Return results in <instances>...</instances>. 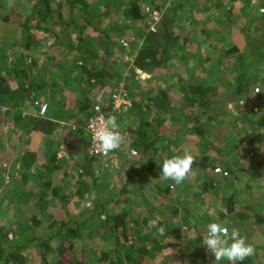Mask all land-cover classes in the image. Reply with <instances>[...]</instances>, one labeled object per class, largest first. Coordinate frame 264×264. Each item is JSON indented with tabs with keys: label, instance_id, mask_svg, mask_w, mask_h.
I'll use <instances>...</instances> for the list:
<instances>
[{
	"label": "trees",
	"instance_id": "obj_1",
	"mask_svg": "<svg viewBox=\"0 0 264 264\" xmlns=\"http://www.w3.org/2000/svg\"><path fill=\"white\" fill-rule=\"evenodd\" d=\"M11 1V0H9ZM15 4L14 18L11 20L10 15H6L3 18L4 22H14L19 25L26 31L27 36L29 32L32 33V29L42 30L46 32H52L54 35V30L52 27L61 26L65 31L70 30L72 28L73 32L78 34V39L76 44L72 42L69 44H65L68 46L69 51L75 53V58L73 59V63L68 66H61L59 61L55 64L56 68L60 66L65 73L72 74L75 72V68L78 70V75L81 76L82 83H80L79 91L81 95L88 94L89 89L96 87H105L108 89H115L117 91L120 90L119 87H115L118 85V81L114 82V78L116 75L114 71H107L106 68L102 67L97 68L95 64L96 59H100V61L110 59L108 58L112 53L113 45L115 42L112 40V36H110L109 28L100 29V21L103 16L106 14H110L111 6L108 7L103 3L102 0L91 1V0H57L58 8L55 6V0H35V1H23V0H13ZM119 1V0H117ZM127 1V7L124 10L125 16L129 18L132 22H140L145 18L144 12L142 10L143 4H150L152 6H156L158 8H163L164 3L158 2V0H121ZM116 2V1H115ZM7 3V2H6ZM33 3V5H32ZM29 4V6H28ZM104 4L105 10L100 9V5ZM4 3L0 0V7H3ZM63 5L66 8L71 9L73 11V15L67 20L70 21L68 23L63 22V18L61 16V10ZM27 7H33L38 16L37 23L34 26L30 25L29 21L31 18V13H29V20H24L20 17L23 11ZM171 7L172 17H169L168 14L164 15L161 22L158 24L157 31H147L143 38V43L140 46L137 55L133 60L132 72L136 75L134 77L140 78L141 80L137 82L140 85L142 80L145 81V85H149L151 79L155 78L154 71H158L161 68H167V64L170 60L175 56L176 48H182V45L185 44L192 37L197 38L199 34L195 31L194 21H192V32L191 34H181L184 31V28L181 27L178 13L180 10H184L186 15L190 18L192 17V10L188 7V3L186 0H181L177 3H173ZM77 15H76V13ZM58 13V14H57ZM170 13V12H169ZM56 16L59 18V21H55ZM95 16V18H94ZM178 20V21H177ZM53 21V24L49 26L48 24ZM62 21V22H61ZM61 22V23H60ZM58 28V27H57ZM178 30V31H177ZM101 32V39L103 40V49L104 56L99 54L96 45L100 40L99 33ZM203 35H206L203 38L205 43H208L207 36H210V32L208 30L203 31ZM32 35V34H31ZM123 33L118 31L117 36H122ZM184 35L182 39L181 36ZM56 37L59 38L58 34ZM219 40H223L224 37L217 36ZM28 43L32 45L34 43V36H30ZM201 37H199V40ZM202 41V42H203ZM16 42V41H15ZM218 43V40H217ZM210 47L214 46L213 44H209ZM237 47H231L228 49H223L222 56L230 57V60L236 52ZM243 56H237V60L242 58ZM77 58L76 62L74 61ZM84 60L82 62V66L79 68V60ZM53 62H57L55 60L51 61L50 69H54ZM114 61L110 60V63ZM33 63H36L34 60ZM84 63V64H83ZM139 71V72H138ZM256 70L252 68L253 74ZM63 74V73H62ZM61 74V76H62ZM150 74V77L142 75ZM249 71L247 70V75H249ZM6 76H8V79ZM61 76L52 75L53 78L60 79ZM50 79L46 77V73L40 76V74H32L31 71L25 70L24 68L14 71L12 74L8 73L2 74L0 78V101L1 105L7 107L8 114L13 115V125L16 129L21 131L20 140L23 139V135H30L32 133H43L45 135H52L58 127V122L54 116L49 117L48 115L51 107L55 105V100L53 94L49 95L47 89L48 87L53 88V85L50 84ZM179 79L176 80V82ZM252 81V80H251ZM16 84V88L13 89L11 83ZM175 82V83H176ZM179 83V82H177ZM236 84V85H235ZM235 93L233 97H236L237 100H241L243 96L248 98L249 100H245L249 104H247V111H252L251 108L256 105H262V100L255 99L253 101V97L256 94H253L252 88L259 87L258 83L255 79L253 82H249L246 79V74L243 71V74L239 75L235 82ZM50 85V86H49ZM174 85V84H172ZM181 85V84H179ZM149 87V86H148ZM172 87V86H171ZM119 88V89H116ZM128 87H125L124 90H121L123 93H126L133 101V108L131 111L138 110L139 114L141 113L140 126L137 125L134 128H129L128 132L133 136V145L139 151V157L137 162L139 166H136L133 163L130 169L124 170L125 179L119 184H114L116 186L115 190L110 189L108 192L107 198H102L99 196L103 195L106 190H104L100 185L104 181H100V177L105 176V174H109L111 169H106L102 162L95 160L89 152L84 154V160L81 164V169L84 171L85 175L90 176L94 179L95 185H89L85 190H81L80 188L72 191H65L63 189L62 184L58 187H53L51 182V175L55 170L58 169H70L68 165L65 167L63 164H60L62 160H60L57 156L56 152L52 153H42L40 151H34L29 149L28 147H18L17 154L13 158L10 153V159H14L12 162H7L4 164V170H10L12 174L13 172H19V175L22 176L23 180H29L28 172L32 170H36L39 176L40 174L45 175L44 183L46 186L44 187H34V194L36 196V190L39 189V200L37 203L32 200V204L36 203V207L40 209V217L33 216L31 218V223H27L25 228L21 232V228H18V232L15 233V240L9 239L10 228L7 225L0 226V264H27L26 258V250H33L32 252L37 258L38 264H158L155 262V259L159 254L168 255L170 253L175 252V248H178L182 252V256L187 260H192V264H217L215 261V257L213 254L209 253L206 249V246L202 244L203 234L200 233L198 229L202 225V221L198 218L197 214L192 215L189 209V206L182 199L172 198L175 194H181L185 191L181 187L180 192L177 193L176 190L181 185L174 184L173 181H170L166 186H163L164 180L160 178V171L165 160L163 155L164 152L168 149V146L164 147L162 144L163 140H167L169 145L177 144V135L178 132H174L173 135L161 137L158 129H156L152 123L149 122L148 117L149 113L152 109H156L160 111L165 109L164 100H168L169 95V86L165 84H161L158 87L157 93L149 96V93L146 92L144 96L139 100H135L131 94L128 92ZM196 87H189L188 89H184L183 93L187 96L185 97L186 101L181 116H182V126L190 133H194L205 140L206 135L211 132L210 128L212 124L211 117L213 116L212 104L213 101L211 97L207 98L206 93L209 90H201L196 91ZM147 91V90H146ZM51 93V92H50ZM200 94L202 96H200ZM42 96V97H41ZM210 96V94H208ZM241 96V99H238ZM33 99L43 98L44 102L48 105V111L45 116H39V107H34L35 114H25L24 111L27 108V104H29V100L34 104ZM217 99V98H216ZM228 100V99H227ZM83 101V105L80 106L78 119L77 121L81 124L84 123V112L88 110L93 103V99L89 98ZM142 103H145V107L142 108ZM31 104V103H30ZM204 109V120L202 119V114H196L195 110ZM92 108V107H91ZM189 108H193L195 110H190ZM111 108L106 107L105 111L109 113ZM232 112V111H231ZM233 114V112H232ZM219 115V114H218ZM216 115V117L218 116ZM264 122V118L262 119V123ZM223 123L221 124V127ZM189 128L191 130H189ZM71 129V128H70ZM222 128L219 129L220 133ZM84 131V130H81ZM80 131V132H81ZM184 131V130H182ZM77 133V132H74ZM172 136V139L170 137ZM154 140H159L158 142H154ZM56 141H51L50 145L47 144L50 148L58 145ZM46 145V147H47ZM22 148V150H21ZM154 152L153 157H148L150 152ZM156 157H160L159 161L155 160ZM172 157V156H170ZM40 163V166L36 167V164ZM210 163H213L212 165ZM10 165V166H9ZM12 166V167H11ZM68 166V167H67ZM224 166L226 170L229 171V175L234 172L233 163L225 162ZM200 167L202 169L212 168L215 170L216 168H221L218 162H210L208 159H203L200 162L194 160L192 168ZM122 168L121 170H123ZM1 170V168H0ZM110 170V171H109ZM102 171V172H101ZM2 172V170H1ZM10 172L8 175L11 176ZM66 173V172H64ZM103 173V174H102ZM101 174V176H99ZM17 177V176H16ZM259 180L264 181V172L262 171L260 175L257 176ZM18 178V177H17ZM4 179V176H3ZM9 179V178H8ZM62 181H64L63 175L61 176ZM228 179V178H227ZM108 184H111L108 180H106ZM155 181V182H153ZM148 183L149 192L145 195L146 205L143 203H137L131 198L129 188L134 185H137L139 189L144 192V187L141 184ZM141 185V186H140ZM87 186V185H86ZM264 190V182L260 185ZM1 187V183H0ZM214 190V186H211ZM221 186H216V189H220ZM250 190H254L252 185L248 186ZM177 188V189H176ZM114 189V188H113ZM26 190V189H25ZM7 192V191H6ZM26 196L28 194L32 195V192H26ZM88 193L92 196H98V201L94 202L92 208L90 209L89 215L88 212L85 211V215L87 214L89 217L86 218L85 221L79 220L69 215L67 220H53L54 214L56 215V211L54 210L57 205H60L61 208L67 209L72 198H79L80 200H89ZM153 196H148V195ZM18 197V196H17ZM261 197V196H260ZM227 198L229 208L231 212L227 214V219H230V222L233 218H237L241 221L242 227L240 228V233L242 236H245L249 243H251L255 248V255L246 259L242 262V264H264L260 262L262 258H264V247H256L255 238L251 237L250 229L248 224L243 225L244 220L251 219V214L245 215L243 212H237L238 206L243 205L249 209H256L255 215L253 214V219L250 222L251 224L254 221V227L258 229V227L264 225V208L258 206L259 198L253 196V201L251 203H238L236 201V196L234 194L225 195ZM256 198V200H254ZM4 196L0 195V206L3 202ZM20 205L24 204L23 197H18ZM10 204H13L11 202ZM79 205V204H78ZM115 205H120L119 210L116 211L114 209ZM129 206H133V211L138 207L139 209L136 211L137 213L131 214L133 212H129ZM142 206H146L144 213L149 209L153 210V213L149 212V218L140 217L143 211L140 213V210L143 209ZM51 207H54L51 209ZM240 208V207H239ZM59 209V208H58ZM260 209V210H259ZM185 211L186 214H182L179 216L177 221H167L165 222L161 216L165 215V212H172L178 214L179 212ZM171 213V214H172ZM238 213V215H237ZM86 215V216H87ZM156 217H159V221H157L160 227L165 229V235L159 236L156 235V229H148L147 224L150 220H154ZM98 223V226L94 230H90L87 228V222ZM210 221V216L206 217L205 222ZM222 222V221H220ZM229 224V223H228ZM43 226L41 229L43 230L42 235H35L38 233L36 231V227ZM228 226V225H227ZM88 229V230H86ZM186 229V230H185ZM83 230H86L87 238L92 239L97 237L98 239H108L109 241H113L114 246L112 249H108L102 251L100 256L98 257V262H91L87 255L84 254L85 251L83 248H80L79 242H84V234ZM190 231H194L197 235L194 238L196 243L195 250L191 255H188L187 250L184 247H179V243L177 240L181 239L183 233H187ZM34 234V235H33ZM26 236V237H24ZM54 239L61 240V244L58 248L54 247L52 241ZM87 245V244H86ZM56 251V256H51V253ZM53 254V253H52ZM196 257H194V256ZM261 258V259H259ZM228 262V261H227ZM174 264H178L180 262H173ZM159 264H167L166 262H161ZM189 264V263H188ZM191 264V263H190ZM219 264H226V260H221ZM229 264V262H228Z\"/></svg>",
	"mask_w": 264,
	"mask_h": 264
},
{
	"label": "rangeland",
	"instance_id": "obj_2",
	"mask_svg": "<svg viewBox=\"0 0 264 264\" xmlns=\"http://www.w3.org/2000/svg\"><path fill=\"white\" fill-rule=\"evenodd\" d=\"M2 1L4 5L3 7H0V20H3L4 16L6 15H10V11H13V9L15 8V4H16L14 3L13 0L11 1L2 0ZM25 1L33 2L35 0H25ZM93 1H97V0H93ZM102 1L108 7L111 6V11H110V14H106L105 16L102 17L99 23L100 25L99 28L103 29L106 27V25H108L107 28H109L110 36H112V40H114L113 42H115V44L113 45V48L116 49L113 51L112 56L110 55L108 58H110L111 60H115V61L110 63V59H106L103 61L98 60L95 64L97 65V68L101 69L102 67H104L106 68L107 71L111 69L112 71H114V74L116 75V78H114V82L118 81L117 83L118 85H116L115 87H119L120 88L119 91L121 90L125 91L124 88L128 87L129 88L128 92L131 94L133 98H136L135 100L141 99L144 96V94L148 92L144 89L145 87H148V86H143L145 85L144 80H142L141 82V83H144L143 85L138 84L137 82H139L141 79L138 78V76L134 77V75L136 74H134L131 69L133 66V60L135 56L137 55L138 47L142 45L144 35L147 32L146 31L147 30L146 18L136 23L132 22L129 18H127L124 13L125 8L127 7V1H121V0L119 1L102 0ZM218 1L220 0H186V3H188V7L193 9L192 17L190 18L195 19L194 25L196 26L195 31L199 34L198 37H201V41H203V38H205L206 36V35H203L204 34L203 31L205 27V30H208L210 32V36H207V40L209 44H213L217 42V40L218 42L220 41L217 35L221 37H225L228 29L230 27L235 26L238 28L239 33L238 32L236 33V31H232V32L236 33V36L239 38L240 42H243L242 36H245V40H247L248 42L249 41L252 42V44L254 43L255 49L252 45V48L249 49L248 51L252 54L251 58H254V60L257 61L260 58V55L264 54V48H263L262 41H260V34L258 33L260 31L256 32L254 30V26H258V22H256L257 17H258L256 13V9L250 8V6H247L249 9L244 8V9H241V11H239L240 6L242 5L241 2H240L241 5L237 4V5H240L239 7L235 5L231 7L230 5V8L226 9L224 8L226 1L223 6L221 3H220L221 5H219ZM230 1L232 2L234 0H230ZM243 1L246 2V0H243ZM54 2H55L56 8H58L57 0H55ZM160 2L165 3V0H160ZM104 4L100 5V9L103 11L105 10ZM5 5L7 6L5 7ZM218 5H219V11H217ZM7 9H9V12L5 13ZM32 9L33 7H29V13H31V18H30L29 23L30 25L34 26V24H36L35 22L37 21L38 16L34 10L32 11ZM164 9H165L164 15L168 14L169 17H172L173 15L172 10L174 9L171 7V5ZM214 9H215V12L212 11ZM213 13H215L216 15H214ZM73 14L74 13L73 11H71V9H68L66 8L65 5H63V8L61 10V16L64 19L63 22L65 21L66 23L70 22L67 20ZM177 16L180 17L179 21H180L181 27L184 28V31H182L181 34H185L187 32L190 35L193 29L191 26L192 20H189V17L186 15L184 10L182 11L180 10ZM57 17L58 16H56L55 21H59V18ZM22 18L25 20L27 17L23 16ZM200 20H203L202 22H205V23L203 25L200 24ZM196 21H199V23L197 22L196 24ZM52 24H53V21H51L48 25L51 26ZM61 27L62 25L52 27V30H54L55 35L52 32L42 33L36 29H32V31L34 32L37 31L38 36H39V38H35L33 40L34 43L32 45L28 44L31 41V39L29 40V42L27 39H29L30 36L34 35V33L29 32L28 37H27V34H24L23 39H22V43L28 42L27 43L28 45L26 44L27 45L26 48L22 47L23 45L21 44L22 46L12 45L13 46L12 48L0 49V72H3V74L7 75L8 73L12 74L14 71L17 72L18 70L24 68L25 70L28 69V71H31L32 74H40L41 76L43 75V73H47V70H50L51 61L53 60L57 61V62H53V65H54L53 67H55L54 69H56L55 64H57L58 61L68 60V62L70 63L73 62V59L75 58L76 55L74 52L69 51L68 46L65 44H69L71 42L73 44H76L77 39H78V34L76 32H73L72 28H70V30L65 31V29L63 30V28ZM214 28H216L218 32L215 31ZM212 30H214L215 32ZM118 31H121L123 33L121 37L117 36ZM5 33L7 35L6 38L11 39L10 34L13 32L11 31L9 32L8 29L5 28ZM56 34H58L59 38L56 37ZM133 38L135 39L133 41H130L128 47H124L122 45L121 39L131 40ZM201 41L200 40L198 41L197 45L199 46V49L197 50V52L202 51L203 52L202 54L207 53L209 54V56L217 55L218 50H210L209 48H207L209 44L205 43L204 41L202 44H199V42ZM222 41L224 42V39ZM192 42L189 43V46ZM97 44L99 45L98 52L104 56L105 51L103 49L102 39H100ZM175 52L176 54L173 58L177 57L176 59L178 60V58L182 57V53H183L182 49L176 48ZM123 54H125V56ZM251 54H248V55H251ZM34 60L36 61V63H33ZM76 60L77 58L74 61L76 62ZM78 60L79 61L77 63H79L78 65L79 67H81L82 62H84V60H80V59ZM245 62L246 61H241L240 64L245 65L246 64ZM252 65L255 66V68L258 67L257 63L252 64ZM173 70L174 69H172V71ZM53 73H54V70L51 71V74ZM118 76H120V78L122 79H118ZM145 76H147V74L142 75L143 78ZM6 77L8 78V76ZM46 77L48 79L53 78L52 75H49V74H47ZM246 77L247 79H249L250 83L253 82L252 77L250 78L249 75H247ZM174 79L175 78H172L170 79V81L175 82ZM256 81L258 83L264 82L260 78H257ZM181 82L182 81H180V83ZM15 85L16 84H13L14 87ZM258 86L260 87L261 91L260 93H257L256 95H254L253 101H255V99L260 98L262 95L261 85L258 84ZM119 88H116V89H119ZM109 91L117 92V90L115 89H111ZM228 98H232V97L226 96V94H223L222 96H220L219 104H218L220 108H222L223 107L222 105L224 104L225 106L227 105L226 100ZM233 99L236 100V103H239V104L240 103L242 104L245 103L244 105L249 104L248 102L245 101V100H249L248 98H245V96H243L242 98L243 101L241 100L237 101L236 98H233ZM32 100L34 101L33 98ZM234 100H231V102L233 103ZM56 102H57V99L55 103ZM260 104L264 105V102ZM28 106L36 107L34 104H32L30 100H29ZM51 108H54V106ZM143 108H144V105L142 106L140 110H142ZM225 109H227V107H223L222 110H225ZM3 112L4 111L1 112V117H0V165L2 166V167L0 166V168H2V170H4V164L6 162H9V161L12 162L14 160V159H10L9 154L10 153L12 154L11 156L12 158L16 156L18 152L17 151L18 147H22V148L28 147L29 149L34 150V151H36L38 148L42 150L45 149L47 153L56 152L57 154L59 151H61V148L58 145L54 147L52 146L51 148L47 145V144L50 145L51 141H56L57 143H59V140H36L31 135H29V137L28 135H23L24 140H20L19 138L22 133L20 130L14 127L13 115L8 114L7 116V114H3ZM5 112L8 113V109H6ZM25 114H35V109L34 110L32 109L31 111H29V109H25L24 115ZM119 116H120V120H119V117L116 115L118 119V123H120L119 124L120 129H122V127L125 125H127V127L132 129L138 125L140 120H142L141 113L139 114L138 110L130 111L128 114L119 115ZM225 116H227V114H225ZM225 116L223 115V117ZM85 117L86 116H84V118ZM76 123H79V122H76ZM239 127L241 126L238 124V128ZM128 130L129 129H127V131ZM66 132L70 134H77L71 131V129ZM79 133H83V132H79ZM218 136L216 135L214 137H218ZM222 137L223 136L220 135V139ZM235 137H237V135H235ZM67 139L68 138H66V140ZM170 139H172V137H170ZM75 149H77L78 151H76ZM68 154H70L69 157H66ZM62 156L64 157L60 159L62 160L60 164H63L64 167L68 165L70 169L63 170L62 168V169L55 170V172L52 173L51 182H52L53 187H58L62 184L63 189H65V191L67 192V191H72V188H74L73 190L80 188L81 190L86 191L89 185L90 186L95 185L94 179L90 176L85 175L84 171L81 169V164L84 160V152L82 151V149L80 148L78 149L77 146L75 145V147L69 148V153H66V152L62 153ZM125 159L127 158L125 157ZM231 162L233 163V168H234V174H232L231 176L230 175L229 176L220 175L216 173L214 170H213V173H211L212 170L210 168L205 169V170L201 169L200 167L193 168V174L189 177V179L185 180L179 186L178 189L176 188L177 193L180 192L181 187L183 188L185 192L181 194H175L172 197V198L175 197L177 199H182L183 201H186L185 203L189 206V209L192 215L198 213L197 216L202 221V225L198 229L200 230V233L203 235L206 233L207 225L211 222H220V221L227 222V225L230 230L231 228H237L240 230V228L242 227V223L239 219L233 218L232 221L230 222V219L226 218L228 216L227 214H229L231 210L229 208L228 201H227V198H225V195L234 194L236 196V201L238 203H245V204L246 202L251 203V201H253V196H255L259 198L258 206L259 207L262 206L264 208V193H263L264 191H260L258 188L264 181L259 180L257 176H254L256 174L257 175L261 174V171L255 172L254 161L249 162V160H246V161L236 160V161H231ZM128 165L131 167L130 164ZM248 165H249V168H248ZM38 166H40V163L36 164V167ZM221 168L223 170H226L223 167ZM122 171L121 169L111 170L109 174H105V176L103 177L101 176V174H99V176H101L100 181L101 182L104 181L100 186L104 190H106L105 192H103L104 193L103 195L99 196V198L102 197L106 199L107 196H109L108 191L110 189L115 190L116 186L114 184H119L121 180L123 181V179H125L123 173H121ZM8 172H9L8 170H6L4 173L2 171V174H1L2 179L0 182L1 183L0 194L1 196H4V199H3V203L1 204L0 213L2 212L4 213L5 211L4 208H6V215H3L2 213V215L0 216V226L7 225L10 228L9 239L15 240V233L16 231L17 232L19 231L18 230L19 227L21 228V232H22V230L25 228L27 223H31L30 221L33 216L40 217L41 215L40 209L36 207V203L32 204V200L34 202H37V197L39 196L38 194L39 189L36 190V196H35L33 186L35 188L46 186L44 183L45 175L42 176L43 174H40L41 176H39L36 170L34 169L28 172L29 180L22 181V176H20L21 174L19 175V172H13L12 170V174L10 172L11 176L8 175ZM62 175L64 177V181H62L61 179ZM3 176H4V179H3ZM7 176H9V179L7 178ZM106 180H108L111 184H108ZM163 182H164L163 186H166L170 181H163ZM211 183L214 185V190L212 189L211 186H209V184ZM248 184H252V187L254 189L257 188V190H252V189L250 190V188L247 186ZM141 185L142 187H144V189H146L144 190L143 193L139 189L138 186L137 188H134V186L133 187L131 186L128 190L130 192L131 198H133L135 202L137 203L141 202L146 205L145 195L149 192L147 189H149L150 187L148 183H144ZM218 185L221 186L219 190L216 189V186ZM7 189L10 190L8 191V193L5 192V190ZM24 191L32 192V195L28 196L27 194L26 196V193ZM14 196H16L17 199L13 198ZM17 196L23 197L24 205L22 206V205L16 204L14 205V207H10L9 206L10 203L8 204V202H10L12 198L14 201H16V203H18L19 199ZM88 196L89 198L91 197L92 198L89 200H80L79 198H72L71 203L68 205L67 209L61 208L60 205H57V207L54 209L56 211L57 218L59 220H67L70 215L74 218L79 219L80 221L81 220L85 221L86 218L90 216L89 212H90V209L92 208L93 203L98 201V196H92L90 195V193H88ZM148 196L151 197L153 195L149 194ZM78 199L80 202L77 201ZM254 200H256V198ZM75 202H78L79 206L75 207L76 205ZM6 204H8L7 207H5ZM142 207L143 209L140 210V213L142 211L143 213L139 216L144 217V218L146 217L149 218L150 217L149 212L153 213V210L149 209L147 212L144 213L147 207L146 206H142ZM51 209L53 208L51 207ZM114 209L118 211L119 205H115ZM138 209L139 208L137 207L133 211V206H129L128 208L129 212L130 211L133 212L131 214L137 213L136 211ZM85 211L88 212L89 216L87 214H86L87 216L85 215ZM238 211L240 213L243 212V214L245 215L248 214V216L249 214H251L252 216L251 219L249 218V220H244L243 225H246V224L250 225L249 231L252 234L251 237L255 238L254 241H255L256 247H259V249L261 247H264V225L261 227L259 226L258 229H256L254 227V224H255L254 221L252 224L250 223L254 217L253 214L255 215L257 210L256 209L252 210V209L246 208L243 205H240L238 206L237 212ZM171 213H172L171 211L170 212L166 211L165 215L161 216V218L165 222L167 221L174 222V221H177L179 216H181L182 214H186V212L185 211L183 212V210L182 212H179L178 214H175V212L172 214ZM209 216H210V221L205 222L206 217H209ZM86 226L90 231V230H94L98 226V223L96 222L91 223L90 221H88ZM42 227L43 226L36 227V231L38 230L37 231L38 233H35V235L39 236L43 234V230L41 229ZM86 230H83L84 242L83 241L79 242L80 245L78 246L80 248H83V250L85 251L84 254L87 255L88 259L91 262L97 263L100 253L102 251L112 249L114 246V243L113 241H109L108 239H100V238L98 239L97 237L87 240L88 236L86 234ZM196 236L197 235L194 233V231H190L187 233H183L181 236V239L177 240L180 248L185 246V250H187L188 255H191L193 251L196 249L195 245L197 241L196 242L194 241V238ZM52 244L54 247L58 248V246L61 244V240L54 239L52 241ZM32 251L26 250L27 264H38L37 258ZM52 253H51V256L53 257L56 256L57 254L56 251H53ZM155 262L158 264L161 262H166L167 264H174L173 262H177V263L180 262L178 264H188V263L192 264V262L194 261L185 259L182 256V252L178 248H175L174 253H170L168 255L159 254L158 257L155 259ZM260 262L264 263V258H262ZM226 264H228L227 261H226Z\"/></svg>",
	"mask_w": 264,
	"mask_h": 264
},
{
	"label": "crops",
	"instance_id": "obj_3",
	"mask_svg": "<svg viewBox=\"0 0 264 264\" xmlns=\"http://www.w3.org/2000/svg\"><path fill=\"white\" fill-rule=\"evenodd\" d=\"M225 1H226V4L224 5ZM240 2L242 3V5L240 4ZM220 3L222 4V6L224 5V8L226 9L230 8V5L231 7L234 5L239 7L241 5L239 8V11H241V9H244V8L249 9L247 6H250V8L256 9V13L258 16L256 22H258V26H254V30L256 32L260 31L258 33L260 34V41H262L263 48H264V0H259L258 3L255 5L251 2V0H246V2L243 0H234L232 2L230 0H220L218 1V4L221 5ZM237 4H240V5H237ZM219 5L217 6L218 7L217 11H219ZM6 6L7 5H5V7ZM260 8H263L261 12H259ZM212 11L215 12V9ZM8 12H9V9H7L5 13H8ZM213 14L216 15L215 13ZM14 16H15L14 11H10L11 20L14 18ZM23 16H26L27 18H29V7H27L23 11L20 17H23ZM27 18L25 20H27ZM189 20H192V21L194 20V23H195V19L189 18ZM202 21L203 20H200V24L203 25L205 22H202ZM197 22L199 23V21H196V24ZM35 23H37V21ZM107 26L108 25H106L105 28L108 30ZM5 28H7L9 32L11 31L14 33V34L13 33L10 34L11 39L6 38L7 35L5 33ZM214 30L217 31L216 28H214ZM38 31L42 33H47L46 31H42V30H38ZM232 31H236V33L237 32L239 33V30L237 27L235 26L230 27L226 33V36L223 38L224 42L222 40H220L218 43L215 42L213 43L214 46H212V48L210 47V45H208L207 48H209L210 50H218L216 56L214 55L209 56V54L207 53L202 54L203 53L202 51L197 52V50L199 49V46L197 45L199 41V37L198 36L197 38L192 37L191 39H189L186 45L185 44L182 45V48H183L182 57L178 58V60L176 59L177 57L172 58L170 62L167 64V68H161L158 71H154L155 78L153 80L151 79L149 85H147L149 87H145V88L143 87L145 90L148 91L149 96H152L153 94L157 93L156 91L158 90V87L161 84H165L169 86L168 100L163 101L165 109H162L160 111L157 110L156 112V109L154 108L150 111L149 117H148L149 122L152 123V125L156 129H158L161 137L173 135L174 132L179 131L177 135V140H176L177 144L169 145L167 140L162 141V144L164 147L168 146V149L164 152V155H163L164 159L171 158L170 156L173 157L175 155H183L185 149H187L194 156V160L199 161V162L203 159H208L210 162H214V163L218 162L219 166L225 168L224 166L225 162L236 161V160L237 161L249 160V162L254 161L255 172L264 171V123H262V119L255 116L252 113V111H249V112L247 111V108H246L247 105H244L245 103L239 104V103H236V100L233 99V98H236V97H233V96H236L234 95L235 89H236L235 82L238 76L243 74V71L245 72L247 76V70H248L250 73L249 76L250 78L252 77L253 80L254 79L257 80V78H260L261 80L264 81V54L260 55V58L257 61H255L254 58H251L252 54L248 51L249 49L252 48V45L255 49L254 43L252 44V42L250 41L248 42L247 40H245V36H242L243 42H240L239 38L236 36V33H233ZM32 32L34 33L33 35L34 39L39 38L37 31L36 32L32 31ZM98 33L100 34V39H101V36H102L101 32H98ZM24 34H27V33L21 27V25L14 23V22L8 23V22H4L3 20H0V49H8V48H12L13 47L12 45L19 46L21 44L23 45V46L21 45L22 47L26 48L28 45L27 43L29 41L22 43ZM185 34H188V33L186 32ZM181 38L183 39L184 35H182ZM190 42H192L190 44L191 47L189 46ZM202 43H203L202 41L199 42V44H202ZM98 46L99 45L97 44L96 45L97 49L99 48ZM231 47H237V50L236 52H234V54L231 55L233 57L230 60V57H228V59L226 57H223L222 53H223V49H228ZM139 48L140 47H138V50ZM114 50L116 49L113 48L112 53L109 55L112 56ZM248 54H251V55H248ZM101 55L102 54H100V56ZM123 55L125 56V54ZM241 55L243 57L237 60V56H241ZM248 57H250L251 60ZM96 61H98V59H96ZM111 61H115V60H111ZM241 61H246L245 62L246 64L241 65L240 64ZM71 63L68 62V60L59 61V64L61 66H65V65L68 66V65H71ZM256 63L258 64V67L255 68V66H253L252 64H256ZM77 68L78 67L75 68L74 73L69 74V75L68 73L64 74V72L62 71L63 69L60 66H58L56 69L47 70L46 76L47 74L49 75L55 74L56 76L59 77L63 73L61 76V82H60V79L51 78L49 83L53 85V88L48 87L47 89L48 91L51 92V93L49 92V95L53 94L54 99H57V102L55 103L54 108H49L50 111L48 115H50L49 117L54 116L56 118L58 122V127L52 135H45L40 132L30 134L36 140H59L58 146L61 148V151H59L57 154L59 159H62V157H64L62 156V153H65V152L69 153V148L75 147V145L77 146L78 149L79 148L82 149L85 155L87 152H89V137L87 133H85V131H81L83 133L77 132V134H70L66 132L70 130V126L73 123L78 122L77 119H78L79 109H80V106L84 104L82 101L87 102L86 100L88 99V97L92 98L94 101L93 93L95 89L93 90V88L92 89L90 88L88 94H85V93L84 95L80 94L79 86H80V83H82L84 80L82 81L83 78L78 75ZM252 68L256 70L254 74L252 72ZM172 69L174 70L172 71ZM52 70H54L53 74H51ZM2 74L3 72H0V78L2 77ZM147 77H150V74H147ZM172 78H175L174 79L175 82L177 79H179L177 81L179 83L170 81V79ZM118 79H122V78L118 76ZM180 81H182L183 83L182 82L180 83ZM11 85L13 89L16 88V86L15 87L13 86V82L11 83ZM189 87L198 88L196 89V91L198 92L200 91L199 89L203 91L208 89L209 93L207 91L206 97L207 98L211 97V99L214 98L212 99L213 101V104H212L213 116L211 117V120H212L211 127L212 128H210L211 132L210 134L208 133L206 135L205 140H203L201 137L197 135H194V133H190V131H187L186 129L180 130L181 127L184 128L182 126L183 122H182L181 113L183 111L182 108H184L183 106L186 103V101H183V100H185V97L187 96L185 93H183V90L188 89ZM261 88H262V95L258 99L264 102V82L261 83ZM208 94H210V96H208ZM223 94H226V96L232 97L226 100L227 101L226 106L225 104L222 105L223 107H227V109L225 110H222L223 107L220 108L218 105L219 98ZM200 96L202 95L200 94ZM238 99H241V96ZM231 100H234V102L232 103ZM241 101H243V99H241ZM92 104L93 103H91V106L88 108V110L84 112L83 116H86L85 118H87L90 115ZM142 105H144L145 107V103H142ZM6 109L7 107H3L0 101V117H1L2 111H4L3 114H6L5 112ZM26 109H29V111H31L32 109L34 110V107L27 106ZM189 109L195 110L193 108H189ZM131 110L132 108L127 113H121V114H115V115H117L120 120L119 115L128 114ZM231 111L233 112V114ZM195 112L196 114L201 113L202 119L204 120L203 118L204 109H201V107L200 109L196 108ZM225 114H227V116H225ZM216 115L218 116L216 117ZM223 115L225 117H223ZM222 123H223V126L221 127ZM238 124L241 127L238 128ZM138 125L140 126V122L138 123ZM220 128H222L221 133L219 131ZM122 129H129V127L125 125L122 127ZM189 130L191 129L189 128ZM216 135L217 136L219 135V136L214 137ZM220 135L223 136L221 139H220ZM235 135H237V137H235ZM66 138H68L69 140L68 139L66 140ZM158 141L159 140H154L155 143ZM132 146L134 145L132 144ZM38 149L36 150L35 148L36 151H40L42 153L46 152L45 149L43 150L42 149L38 150ZM75 150L78 151L77 149ZM154 154L155 153L152 151L148 154V157H153ZM69 155L70 154H68L66 157H69ZM160 159H161L160 157H156L155 160L159 161ZM137 160H138L137 158L131 159L130 164L133 166V163L137 162ZM210 164L212 165L213 163H210ZM248 168H249V165H248ZM210 169L212 170L211 173H213V169L211 167ZM1 170H0V182L2 179ZM124 170L125 169H123V171ZM2 171L4 173L6 170H2ZM123 171L121 173H123ZM232 174H234V172ZM123 175L125 177L124 173ZM254 176H258V175L256 174ZM249 185H252V184H248L247 186ZM209 186H214V185L211 183L209 184ZM134 188H137V185H134ZM258 188L260 191H264L263 187L259 186ZM254 190H257V188ZM8 191L10 190L9 189L5 190L6 193H8ZM13 198H16V196H14ZM13 198L10 202H8V204L13 202V204H9L10 207H14V205L16 204H19V205L21 204L19 201L18 203H16V201H14ZM37 200H39L38 197H37ZM77 201L80 202L79 199ZM78 202H75L76 204L75 207L79 206ZM8 204H6L5 207H7ZM4 209L5 211L4 213L3 212L2 213L3 215H6V208ZM0 210H1V206H0ZM2 213H0V216L2 215ZM54 219L59 220L55 214H54L53 220ZM88 239L89 238H87V240Z\"/></svg>",
	"mask_w": 264,
	"mask_h": 264
},
{
	"label": "clouds",
	"instance_id": "obj_4",
	"mask_svg": "<svg viewBox=\"0 0 264 264\" xmlns=\"http://www.w3.org/2000/svg\"><path fill=\"white\" fill-rule=\"evenodd\" d=\"M92 139L101 154L108 156L122 150L126 145V137L120 129L118 119L109 114L101 118V122L90 125ZM194 156L185 149L183 155H175L163 161L160 178L164 181H173L180 185L193 174L192 165ZM159 217L150 220L148 229H156V235L164 236L165 229L157 223ZM202 244L209 253L213 254L217 264L226 260L229 264H242L243 261L255 255L254 246L242 236L240 230L227 226V222H211L207 225L206 233L202 237Z\"/></svg>",
	"mask_w": 264,
	"mask_h": 264
},
{
	"label": "built area",
	"instance_id": "obj_5",
	"mask_svg": "<svg viewBox=\"0 0 264 264\" xmlns=\"http://www.w3.org/2000/svg\"><path fill=\"white\" fill-rule=\"evenodd\" d=\"M181 0H165L163 8H158L156 6H152L148 3L142 5V10L144 12L147 30L156 32L158 24L161 22L166 7L172 5L173 3H177ZM258 0H252L253 4H256ZM135 38L131 40L121 39V43L124 47H128L130 41H133ZM255 94L260 93V87L253 88ZM94 101L91 108V113L85 120L83 124L81 123H73L70 128L73 132H80L84 130L89 137V154L97 161L103 163L106 169L118 170L124 168L125 170L129 169V160L133 158L139 157V151L132 146L133 144V136L127 131V129H121L122 133L126 137V145L122 148V150L110 153L108 156H104L101 154L99 149L93 142L92 139V129L90 125L96 124L98 125L101 122V118H106L109 114H121L127 113L131 108H133L132 99L122 91H108L105 87H96L94 90ZM34 105L39 107V116H45L48 111V105L43 101V98L34 99ZM106 107L111 108L109 113L105 111ZM252 113L263 119L264 118V105L256 104L252 108ZM116 116V115H115ZM264 123V122H263ZM125 157L127 159H125ZM136 166H139V163H135ZM216 173L229 176L228 170H223L222 168H216L214 170ZM9 178V176H7Z\"/></svg>",
	"mask_w": 264,
	"mask_h": 264
},
{
	"label": "water",
	"instance_id": "obj_6",
	"mask_svg": "<svg viewBox=\"0 0 264 264\" xmlns=\"http://www.w3.org/2000/svg\"><path fill=\"white\" fill-rule=\"evenodd\" d=\"M262 9H263V8H260V11H259V12H261V11H262Z\"/></svg>",
	"mask_w": 264,
	"mask_h": 264
}]
</instances>
